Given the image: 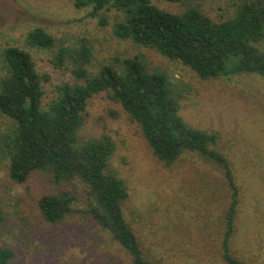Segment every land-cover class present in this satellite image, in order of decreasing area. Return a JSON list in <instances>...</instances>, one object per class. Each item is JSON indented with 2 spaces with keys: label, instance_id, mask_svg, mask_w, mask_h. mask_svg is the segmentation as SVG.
Returning a JSON list of instances; mask_svg holds the SVG:
<instances>
[{
  "label": "rangeland",
  "instance_id": "obj_1",
  "mask_svg": "<svg viewBox=\"0 0 264 264\" xmlns=\"http://www.w3.org/2000/svg\"><path fill=\"white\" fill-rule=\"evenodd\" d=\"M73 1L0 0V75L2 50L25 49L38 73L49 76L43 84L44 105L55 95L56 85L73 82L68 71L52 64L57 48L82 43L91 48L92 73L101 65L119 67L117 61L136 56L150 71L165 73L181 95L182 119L191 127L216 133V148L231 166L239 189L231 252L245 264H264V79L247 74L201 79L180 62L114 37L113 24L121 19L118 12L101 15L106 21L101 26L99 17L89 15L90 8L78 9ZM237 2L152 0L170 13L196 7L215 22L231 17ZM36 28L56 40L52 50L27 46V35ZM259 48L264 51V42ZM12 126L0 115V135ZM104 135L114 144L108 171L126 187L123 214L142 248L162 264H224L220 248L231 193L222 173L191 153L164 166L121 106L99 94L88 102L79 136L88 140ZM6 164L0 152V246L12 248V264H131L110 234L82 213L87 199L82 182H57L50 173L36 172L24 185H15ZM65 191L76 197L75 212L56 224L44 222L36 207L38 197Z\"/></svg>",
  "mask_w": 264,
  "mask_h": 264
},
{
  "label": "trees",
  "instance_id": "obj_2",
  "mask_svg": "<svg viewBox=\"0 0 264 264\" xmlns=\"http://www.w3.org/2000/svg\"><path fill=\"white\" fill-rule=\"evenodd\" d=\"M234 14L215 22L196 7L181 13L164 11L152 0H74L76 8H90L89 15L106 25L104 13L114 10L121 19L112 27L114 37L152 49L170 61L180 62L201 79L231 75H257L264 79V0H237ZM27 46L52 50L56 40L42 29L27 35ZM0 115L12 121L0 135V152L7 160L9 180L24 185L36 172L50 173L57 182L80 181L87 188L85 209L130 257L131 264H162L141 246L123 214L128 193L123 181L108 171L114 151L104 135L84 140L79 132L88 102L95 95L118 105L139 126L152 155L170 167L185 154L216 167L231 193L224 223L220 257L224 264H245L230 250L236 232L239 189L227 158L217 150L218 136L189 126L180 116L181 95L163 72L150 71L142 58H124L119 67L101 65L89 71L91 48L59 46L52 57L55 68L66 70L72 83L55 86V95L43 105V84L25 49L6 46L1 52ZM76 197L69 191L38 197V214L56 224L75 211ZM14 251L0 246V264H12Z\"/></svg>",
  "mask_w": 264,
  "mask_h": 264
}]
</instances>
